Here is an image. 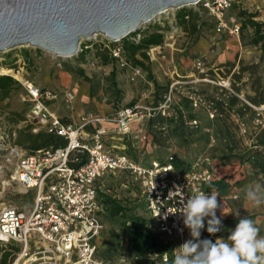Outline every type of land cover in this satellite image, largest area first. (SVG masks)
Segmentation results:
<instances>
[{
  "label": "built area",
  "instance_id": "2783aa9c",
  "mask_svg": "<svg viewBox=\"0 0 264 264\" xmlns=\"http://www.w3.org/2000/svg\"><path fill=\"white\" fill-rule=\"evenodd\" d=\"M235 4L236 0H199L168 9L121 40L111 41L101 34L82 40L75 57L104 51L116 68L130 71V80L134 82L145 73L128 60L125 43L139 44L144 35L152 32L162 34L163 45L146 51L148 59L153 60L164 50L166 39L182 34L183 22L190 21L191 14L199 19L207 15L215 34L239 40L243 20L237 14H229ZM50 55L54 60L66 59ZM16 57L11 65L6 63L7 58H0V77H12L24 87L30 103L27 117L34 126L32 132L55 133L67 140V146L27 154L17 143L18 128L9 122L6 114L0 113V245L19 249L12 264H107L99 258L97 240L104 228L101 221L104 205L98 199V185L108 175H122L126 185L138 188V197L148 217L166 240L179 247L191 239L179 213L180 201L198 191L211 194L213 173L209 159L201 158L185 170L175 167L173 156L142 165L109 144L107 129L112 125L121 135L146 141L143 125L170 114L172 91L164 95L159 106L135 104L122 108L115 116H87L74 125L63 122L51 110L50 104L58 99L57 94L23 80L29 63L23 57ZM194 66L197 70L205 67L200 58L194 59ZM62 97L68 106L75 100L71 91L64 92ZM197 105L194 100V106ZM134 125L138 126L136 130ZM189 125L197 128L198 121L190 120ZM79 153L87 155V163L74 167ZM165 213H168L166 219ZM200 239L211 240V237L204 234ZM161 258L164 264L169 262L167 253Z\"/></svg>",
  "mask_w": 264,
  "mask_h": 264
},
{
  "label": "rangeland",
  "instance_id": "374dc122",
  "mask_svg": "<svg viewBox=\"0 0 264 264\" xmlns=\"http://www.w3.org/2000/svg\"><path fill=\"white\" fill-rule=\"evenodd\" d=\"M237 1L241 3L233 6L230 15H239L243 8L247 10L248 7L243 5L246 0ZM257 2L260 10L254 6L249 9L257 16V22L264 26V0ZM207 19V15H203L200 23ZM196 37V32L183 30L179 36L166 39L161 54L153 60L141 59L151 74L144 71V77L134 82L130 80L129 70L116 68L108 54L99 50L79 57L54 60L48 52L20 47L9 53H0V58H7L6 63L11 65L16 56L24 58L27 53L31 63L27 64L23 80L78 95L80 107L84 108L79 115L82 117L99 116V105H108L114 110L113 115L106 116H115L120 109L135 104L159 106L164 95L172 91L170 114L158 116L154 124L147 121L143 125L147 131L146 141L119 135L112 142L122 143V147L125 146L122 152L134 158L144 156V162H161L173 156L183 168H187L201 158H208L213 181L226 185L222 191L215 190L218 200L223 203L222 212L227 215H222L221 231L209 234L211 241L227 239L238 219L244 216L253 219L260 228V235L264 236V205L251 206L245 200L244 191L252 183L264 186V178L252 161L257 153L264 152L259 145L264 138V49L253 44V29L249 27L239 39L243 50L241 54L217 66L204 62L205 67L197 70L191 57ZM107 60L108 63H105ZM194 100L198 102L197 107ZM60 108L58 115L61 116L78 110L75 103L68 106L64 101ZM52 109L55 112V107ZM29 110L30 103L21 84L9 98L0 102V113L6 114L13 126L19 131L30 129L35 134L32 132L34 126L27 117ZM193 119L198 121L197 128L189 125ZM162 127L165 130H161ZM19 138L20 134L17 143ZM123 180L118 175L110 176L102 187L107 190L115 186L111 192H117L123 188L120 184ZM137 213L148 217L141 209ZM103 226L99 258L105 263L164 264L155 252L143 257L129 249L120 219L105 218Z\"/></svg>",
  "mask_w": 264,
  "mask_h": 264
},
{
  "label": "water",
  "instance_id": "95a60500",
  "mask_svg": "<svg viewBox=\"0 0 264 264\" xmlns=\"http://www.w3.org/2000/svg\"><path fill=\"white\" fill-rule=\"evenodd\" d=\"M199 0H0V53L32 47L75 57L80 42L111 41L137 31L157 14Z\"/></svg>",
  "mask_w": 264,
  "mask_h": 264
},
{
  "label": "trees",
  "instance_id": "16d2710c",
  "mask_svg": "<svg viewBox=\"0 0 264 264\" xmlns=\"http://www.w3.org/2000/svg\"><path fill=\"white\" fill-rule=\"evenodd\" d=\"M239 17L243 20L242 32L251 27L253 29V44L261 45L262 49H264V26L255 20L257 16L241 10L239 12ZM183 23L185 31L191 30L196 33L198 32L200 19L197 15L191 14L190 21ZM163 43L164 36L162 34L157 32L148 33L142 37L139 44L125 43L127 58L133 65L144 69V71L150 75V69L141 59L148 60L146 51L152 46H161ZM105 63H108V60ZM80 74L83 75L82 72H80ZM18 84L19 83L12 77H0V102L9 98V96L15 91ZM219 105L223 106V104ZM154 120H151L150 123L154 124ZM62 121L64 122V120ZM87 131H91V128H88ZM19 134L20 138L18 143L25 150H27L29 154H34L35 152L43 149L55 150L58 148H65L67 146V140L65 138L44 130L37 134H32L30 129H23L19 131ZM259 145L264 151V138L259 142ZM76 158H78V162L72 164L74 167H81L87 163V155L84 153L77 154ZM252 159L254 168L258 169L259 173L264 178V152L257 153V157L254 156ZM174 164L178 170H185L189 167L183 168L182 164L176 160L174 161ZM110 176L112 175L106 176L99 182L98 185V199L104 205V213L101 216L102 223L105 218L120 219L128 241V247L131 251L143 257L153 252L160 256L167 253L169 255V262L167 264H172V259L175 255L174 249L178 246L174 242L166 240L164 236L157 231L156 224L149 217H144L137 213L140 209L146 212L144 204L138 197V188L136 186L124 187L123 182L121 181L120 184H122L123 188H121L120 191L111 192V189L115 188V186H111L107 188V190H104L102 187L104 181ZM119 176L122 179H125L124 176ZM225 187L226 185L220 181H213L209 185L210 189L216 191H222ZM122 191L124 192V196L122 195ZM97 245L99 252L100 237L97 240ZM18 251L19 249L13 245H0V264H12Z\"/></svg>",
  "mask_w": 264,
  "mask_h": 264
},
{
  "label": "clouds",
  "instance_id": "9594fccd",
  "mask_svg": "<svg viewBox=\"0 0 264 264\" xmlns=\"http://www.w3.org/2000/svg\"><path fill=\"white\" fill-rule=\"evenodd\" d=\"M245 200L253 207L264 205V186L252 183L246 186ZM218 193L198 191L186 200L180 201L179 213L183 216V225L189 230L191 239L174 249L172 264H264V236L253 219L242 217L227 239L218 238L215 242L200 239L205 228L214 235L223 228L222 220L217 216L219 209L223 214V203L218 202ZM170 213V212H168ZM165 213L164 219L167 218ZM160 216V211L156 215ZM239 217V213L236 214Z\"/></svg>",
  "mask_w": 264,
  "mask_h": 264
},
{
  "label": "crops",
  "instance_id": "0c3cea01",
  "mask_svg": "<svg viewBox=\"0 0 264 264\" xmlns=\"http://www.w3.org/2000/svg\"><path fill=\"white\" fill-rule=\"evenodd\" d=\"M258 0H246L245 4L246 5L247 10L244 8V10H246L248 13L253 14V10H250L251 8L256 7L257 10H260L261 7L258 5ZM241 2L236 0V4L239 5ZM249 7H251L249 9ZM262 7H264V3L262 5ZM206 19V18H205ZM257 21V18L255 19ZM203 24H201V27L198 28V32L196 39L194 40L193 44H192V54L191 57L193 59H202L203 62H205V64H209V65H220L222 63H224L226 60L231 59L233 56H236L238 54L242 53V46L240 44V40H238L237 38L234 37H228L226 35H217L215 34L214 31V26L211 23H208V20L205 22H202ZM208 23V24H207ZM24 59L30 64L31 61L28 58V54H25ZM34 84V83H33ZM36 85V84H35ZM39 88L42 89H47V90H51L52 92H54L55 94H57L59 97L58 99L50 104V108L52 109V107H55V114L62 120H64V122L68 123L70 122L71 124L74 125H79L82 121V119L84 117L79 116L82 114V112H84V108L80 107L81 103H80V99L78 98V95H75V100L73 103H75L76 105V112L71 113V114H66L65 116H61L58 115V111H60V105L61 102L63 101V97H62V92H60L58 89H51L48 88L47 86H38ZM89 91V90H88ZM85 92V91H84ZM90 92V91H89ZM80 107V108H79ZM98 109L100 111L99 116H106V115H113L114 110L109 107L108 105H99ZM54 110V109H52ZM57 110V111H56ZM80 110H82L81 112H79ZM88 110H90V107H88ZM121 110V109H120ZM119 110V111H120ZM117 111V112H119ZM116 112V113H117ZM98 116V115H97ZM138 128L137 125L133 126V130H136ZM108 129V135H109V144H111L112 146H114L119 152L122 153V149H125V146L122 147V143L119 142H112L113 140L117 139L116 137L121 135L117 132H115L114 130V126H107ZM147 134V131H145ZM118 140H120L118 138ZM126 153V152H124ZM130 157H132L136 162L142 164V165H150L151 163L158 161V160H152L151 162H144L146 160V158L144 156L141 157V155H138L137 158H134L133 156L129 155ZM125 180V181H124ZM123 180V186H128L126 185V179ZM219 203H221L218 200ZM217 216L220 217L221 219L223 218L221 211L218 209L217 210ZM206 220H205V230H206ZM201 231V235H208L209 233L205 230ZM189 233V230H188ZM190 235V234H189Z\"/></svg>",
  "mask_w": 264,
  "mask_h": 264
},
{
  "label": "bare ground",
  "instance_id": "6f19581e",
  "mask_svg": "<svg viewBox=\"0 0 264 264\" xmlns=\"http://www.w3.org/2000/svg\"><path fill=\"white\" fill-rule=\"evenodd\" d=\"M2 72L7 73L6 69H3Z\"/></svg>",
  "mask_w": 264,
  "mask_h": 264
}]
</instances>
